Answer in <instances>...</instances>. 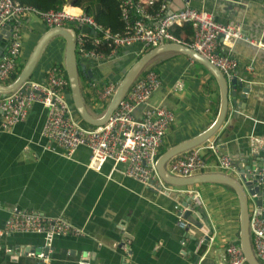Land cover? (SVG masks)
I'll list each match as a JSON object with an SVG mask.
<instances>
[{
  "label": "crops",
  "instance_id": "crops-1",
  "mask_svg": "<svg viewBox=\"0 0 264 264\" xmlns=\"http://www.w3.org/2000/svg\"><path fill=\"white\" fill-rule=\"evenodd\" d=\"M72 4L67 0L63 6L82 10ZM166 4L171 11L185 5L210 11L216 21L239 22L245 34L264 40V0H166ZM22 19L19 67L50 28L34 13ZM78 32L91 34L88 26L78 27ZM181 34L186 40L193 38ZM64 48L62 37L53 38L30 80L44 81L51 67H62ZM229 51L237 61L228 79H237L238 104L229 105L224 122L209 139H215L220 152L230 154L238 165L252 155L251 140L264 136V50L236 41ZM141 53V45L133 44L103 53L100 61L77 57L79 70L92 72L86 77L81 72V89L93 112L100 113L107 104L100 96L103 88L116 84ZM155 64L161 86L148 103L163 105L174 114L160 151L208 128L218 110L219 93L216 81L188 56L166 55ZM142 112L140 105L133 114L141 118ZM45 117L46 108L36 102L23 120L3 129L0 113V264H42L36 256L40 252L48 253L51 264H79L84 254L92 264H223L225 246L239 238V202L232 189L220 183L174 186L164 181L158 190L124 175L121 164L106 161L99 170L91 168L86 146L71 152L48 149L50 143L41 132ZM203 157L207 165L202 172L237 170L234 165L219 168L210 150H204ZM184 197L197 200L198 207L193 201L183 207ZM12 208L62 217L84 235L55 236L47 242L41 234L6 233ZM187 209L202 217L178 215ZM180 219L188 227H181Z\"/></svg>",
  "mask_w": 264,
  "mask_h": 264
},
{
  "label": "built area",
  "instance_id": "built-area-1",
  "mask_svg": "<svg viewBox=\"0 0 264 264\" xmlns=\"http://www.w3.org/2000/svg\"><path fill=\"white\" fill-rule=\"evenodd\" d=\"M121 5V18L125 31L112 32L99 25L83 10L70 12L62 8H50L39 11L17 0H0V31L10 26V36L5 52L0 56V83L15 78L20 68L18 60L22 48V17L28 13L36 14L46 26H67L77 30V55L84 58L104 60L102 52L85 49L87 33H79L78 27L88 26L94 30L93 42L106 44L109 52L122 46L140 44L142 50L155 47L164 42L184 43L210 60L222 74L229 78L237 67V61L229 54L231 45L236 41L245 42L256 49L264 50V40L245 34L242 25L236 21L221 23L215 20L212 12L195 9L185 5L178 10H168L166 0L156 12L146 10L157 0H118ZM191 24L193 39L191 43L182 42L171 30L174 26ZM99 34V35H98ZM68 79L63 67H51L44 81L28 80L17 90L9 94H0V113L3 129H10L23 120L33 103H40L46 108V117L42 125V135L48 141V149L56 147L71 152L78 146L90 150L89 166L99 170L106 161L124 166V175L145 186L160 190L164 181L156 169V159L165 130L174 119L172 110L163 105L149 104L152 93L161 86L157 71L147 68L133 83L124 99L114 110L109 120L98 126H83L76 117L71 104V95L67 91ZM117 83L107 84L100 93L107 102ZM143 106L141 118L133 114L137 106ZM264 144V136L254 137L251 147L256 151ZM210 150L216 156L221 169H232L234 158L220 152V145L215 139H208L200 146L190 149L180 157H175L167 166L168 171L176 176H192L206 168L203 151ZM236 168V167H235ZM264 180V174L259 182ZM258 208L261 214L257 213ZM181 227H188L182 219ZM250 233L257 258L264 261V204L250 205ZM4 231L6 233H36L49 242L55 236H80L84 232L62 217H46L34 212H23L12 208ZM49 245V243H46ZM46 245V246H47ZM49 248V246H47ZM9 250V249H8ZM35 256L34 253H28ZM27 254V255H28ZM223 264H245L239 242L230 241L224 250ZM42 264H51L48 253L36 255ZM79 264H92L89 256L79 258Z\"/></svg>",
  "mask_w": 264,
  "mask_h": 264
},
{
  "label": "water",
  "instance_id": "water-1",
  "mask_svg": "<svg viewBox=\"0 0 264 264\" xmlns=\"http://www.w3.org/2000/svg\"><path fill=\"white\" fill-rule=\"evenodd\" d=\"M73 5V4H72ZM93 34L94 30L90 29ZM10 36V26L6 25L0 31V56L8 46ZM55 37H62L65 42L63 67L68 79L72 104L80 117L89 126H98L106 123L111 117L119 103L133 85L135 80L152 64L166 55L183 54L193 61L204 66L214 77L219 93V104L216 116L212 123L200 134L179 142L166 148L156 159V169L163 181L174 186H189L199 183H220L232 189L239 202V232L238 242L243 251L244 263L263 264L256 256L250 233V205L262 206L264 204V180L259 182V177L264 174V144L256 151L252 152L248 160L236 166L235 174L224 171L200 172L192 176H176L168 171L167 164L176 155L192 149L212 137L220 128L227 115L230 104H238L236 101L237 79H228L222 72L207 58L190 46L179 42H164L144 52L127 69L121 79L118 80L115 90L110 100L100 113L93 112L85 102V97L81 89V72L83 77L91 76L92 72L79 70V60L77 58V30L68 26H53L48 28L38 39L35 47L21 68L14 80L7 84L0 83V94H9L17 90L24 82L31 79L35 67L42 56L43 51L49 42ZM239 168V169H238ZM183 207H187L192 201L195 207L198 202L194 198L184 197ZM261 214L260 208L257 210ZM178 215L184 218L201 216L197 211L195 215L189 210ZM121 245V244H120ZM47 247V246H46Z\"/></svg>",
  "mask_w": 264,
  "mask_h": 264
},
{
  "label": "trees",
  "instance_id": "trees-1",
  "mask_svg": "<svg viewBox=\"0 0 264 264\" xmlns=\"http://www.w3.org/2000/svg\"><path fill=\"white\" fill-rule=\"evenodd\" d=\"M21 4L29 5L39 11H45L50 8H62L63 5L67 3V0H17ZM74 6L80 7L85 13L90 15L99 25H101L104 28L110 29L112 32H119L122 33L125 31L124 23L121 18V5L118 0H71ZM161 1L157 0L152 5H146V10L149 12H156L160 7ZM150 7V8H149ZM154 9V10H153ZM70 12H78L79 10L77 8L70 7L68 9ZM172 32L182 41L186 43H191L192 40H186L184 36H182V32H184L185 35H187L189 38L193 35V30L191 27V24L184 23L180 26H174L171 28ZM99 35V34H98ZM94 38L91 34H88L85 37L84 40V47L85 49H93L95 51L103 52L105 54L109 53V47L106 44H95L93 41ZM193 39V38H192ZM150 48H145L142 50L141 55L148 51ZM139 55V57L141 56ZM138 57V58H139ZM137 58V59H138ZM198 63V62H197ZM199 64V63H198ZM203 69H205L208 73L209 71L199 64ZM157 64H152L149 68H155ZM21 66L18 69L17 75L20 72ZM65 76L66 72L64 70ZM210 74V73H209ZM16 75V76H17ZM210 76L214 79V77L210 74ZM67 78V76H66ZM14 80L7 79L4 84H7ZM215 80V79H214ZM67 91L70 92L69 85H67ZM72 104V101H70ZM77 113V112H76ZM215 114H216V108H215ZM78 115V114H77ZM81 124L83 126H89L87 123H85L83 120L80 119ZM164 150L161 149L159 151V154L162 153Z\"/></svg>",
  "mask_w": 264,
  "mask_h": 264
},
{
  "label": "rangeland",
  "instance_id": "rangeland-1",
  "mask_svg": "<svg viewBox=\"0 0 264 264\" xmlns=\"http://www.w3.org/2000/svg\"><path fill=\"white\" fill-rule=\"evenodd\" d=\"M67 26L70 27L71 25H70V24H67ZM2 83H3V82H2ZM75 114H76V113H75ZM222 171H224V170H222Z\"/></svg>",
  "mask_w": 264,
  "mask_h": 264
},
{
  "label": "clouds",
  "instance_id": "clouds-1",
  "mask_svg": "<svg viewBox=\"0 0 264 264\" xmlns=\"http://www.w3.org/2000/svg\"><path fill=\"white\" fill-rule=\"evenodd\" d=\"M77 57H78V55H77ZM62 67H63V66H62ZM63 69H64V67H63ZM15 78H16V77H15ZM15 78H14V79H15ZM3 84H4V83H3ZM75 111H76V110H75ZM76 114H77V113H76Z\"/></svg>",
  "mask_w": 264,
  "mask_h": 264
},
{
  "label": "bare ground",
  "instance_id": "bare-ground-1",
  "mask_svg": "<svg viewBox=\"0 0 264 264\" xmlns=\"http://www.w3.org/2000/svg\"><path fill=\"white\" fill-rule=\"evenodd\" d=\"M69 11V10H68Z\"/></svg>",
  "mask_w": 264,
  "mask_h": 264
}]
</instances>
